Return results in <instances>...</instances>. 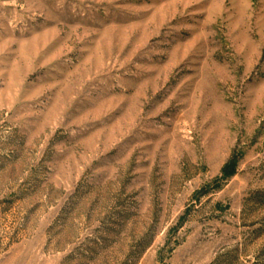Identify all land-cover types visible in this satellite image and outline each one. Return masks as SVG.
I'll return each mask as SVG.
<instances>
[{
  "label": "rangeland",
  "instance_id": "rangeland-1",
  "mask_svg": "<svg viewBox=\"0 0 264 264\" xmlns=\"http://www.w3.org/2000/svg\"><path fill=\"white\" fill-rule=\"evenodd\" d=\"M0 264H264V0H0Z\"/></svg>",
  "mask_w": 264,
  "mask_h": 264
}]
</instances>
